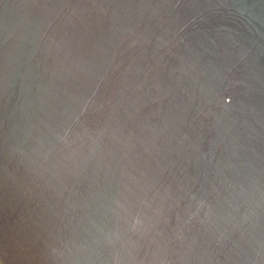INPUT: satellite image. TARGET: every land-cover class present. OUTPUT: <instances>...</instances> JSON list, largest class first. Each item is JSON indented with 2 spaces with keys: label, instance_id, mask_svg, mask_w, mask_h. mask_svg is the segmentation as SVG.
I'll use <instances>...</instances> for the list:
<instances>
[{
  "label": "water",
  "instance_id": "obj_1",
  "mask_svg": "<svg viewBox=\"0 0 264 264\" xmlns=\"http://www.w3.org/2000/svg\"><path fill=\"white\" fill-rule=\"evenodd\" d=\"M0 264H264V0H0Z\"/></svg>",
  "mask_w": 264,
  "mask_h": 264
}]
</instances>
